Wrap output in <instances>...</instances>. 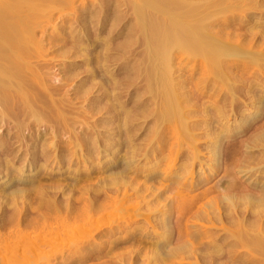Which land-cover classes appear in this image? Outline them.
I'll use <instances>...</instances> for the list:
<instances>
[{
	"label": "bare ground",
	"instance_id": "obj_1",
	"mask_svg": "<svg viewBox=\"0 0 264 264\" xmlns=\"http://www.w3.org/2000/svg\"><path fill=\"white\" fill-rule=\"evenodd\" d=\"M76 1L0 0V125H5L8 129L6 132L2 131L3 133H0V172L2 173V170H4L6 174L11 176V179L8 178L9 181L6 180L0 184V264H23L26 260L28 263L30 251L33 250L35 253V251H39L41 248V251H44L49 246H51L52 252L48 253L46 250L45 257L41 256L45 258L48 264L54 258L53 256L58 253L62 254L64 259L53 264H86V262L90 264H136L138 262L137 264H140L142 262L141 260L143 262L146 261V264H234L239 260V255L232 258L231 261L230 258L226 260V256H228L227 252L229 251L224 247L227 248V246H225V243L224 246L218 243L220 239L226 240L228 236L233 237L227 242L228 246L237 244H241L244 247L245 245L247 247L250 246L254 248L253 251L255 253L259 252L258 255L260 256L261 254L263 259L264 223L260 221L259 214H262L264 211V128L259 130L257 127L259 131L256 132L255 137L253 136V142L249 145V148L251 147L253 150L255 146H259L260 158L258 157V161L252 158L256 164L254 161L252 163L250 159H247V167L239 170L235 166L229 168L227 165L228 169L226 170L228 172L225 170L227 172L225 174L229 178L227 186L221 188L223 186L217 184L215 186L214 184L219 191L223 189V191L225 189L227 191L228 189L235 190L237 188L240 190L242 188L244 192L243 187L239 185L238 178H236V172L238 170V172L241 171L245 174L249 173L250 177L255 175L258 178L259 181L256 179V183L259 187H257L258 191H256L259 194L257 192H255L256 195L245 192L243 197L238 194L241 197L239 199L236 195H232V192L229 194L225 193L223 195L225 201L222 204L219 201L221 198L220 195V198L218 197V203L214 201V203L209 204L210 200H214V198H211L209 202L208 199L204 202L203 200L206 199L204 198L206 195L202 193L203 195L201 196L191 195L192 198L189 196L190 200L188 199L189 202L185 206L183 204L184 190L181 187L175 190L178 191L175 193L176 200L181 199L176 207L172 204L167 207L168 203H164L163 206L161 205V211L157 214H160L159 217L153 218L152 216H148L142 222H140L141 220H137L140 222V225L135 226V224L134 227L132 226L127 231L124 237L116 238H113L112 234L116 233L118 224L126 221L124 219L123 221L119 220L114 225L112 223L118 220V214V216L116 215V219L112 220L107 217H98L96 214L97 211L98 213L100 211L101 215V208L112 203V201L108 203L110 200H107L105 201L107 202L105 205L104 200L106 198H111L112 194H120L122 190H125L128 194L130 188H135V183L138 185L139 181L137 180L140 179L142 173L146 174V176L151 175L152 172H146L147 170L142 171L141 168L137 167L138 164L136 165V161L145 160V164L152 158L156 159L160 157V162H162L170 157L166 162L168 163L176 160L178 156L179 158L181 156H187V161H181L182 163L178 166L181 170L176 175L180 177L184 172L185 174L189 173L191 175L184 186L188 183L191 186H194L200 181L202 183L204 178L207 179L212 175L211 171L214 172L220 169L224 159L222 152L224 149L221 148V140L226 136H230V131H236L237 128H243L246 123H250L251 118L256 116L259 109L261 107L264 108L262 104L264 102V86H259V84L255 85L252 82L245 85H240L239 83L240 86H237L235 81L238 78L239 70L242 68H244L243 70H247L252 64H260L262 66L260 67V72L262 71L264 73V44L260 43L261 40L264 42V30L257 28L258 21L255 22L256 20L252 25H249V21L257 14L264 16V0H122L123 3L127 4V7L132 8L131 12H129V9L125 11V15L129 14L130 16L124 23V29L132 28L127 32V35H136L137 37L132 41L131 45H135L138 42L139 46L142 42L140 46L144 51V57L141 56L140 63L136 61L138 63V70L136 71L147 74L150 77L149 86H141V89H143V92L151 95L146 96L141 101L140 97L135 100L136 108L139 107L140 111L145 110L142 111V114L136 110L137 115L135 113L130 118L136 116V118H140V116L142 118L145 116L146 110H149L147 107L151 103H155V108H152V106L149 108L153 109L150 111L155 113L156 116V118H151V121L153 120L157 124L153 129L148 128L149 130L143 138V142H138V134L135 137V133L130 132L132 129L133 131L135 129L133 127L134 123L132 125H129L131 123L130 121V123H127V119H130L128 117L129 111H127L128 115L126 117L124 116L125 121L120 125V131L122 130V133L126 134V138L122 140V143L123 147L125 145V148L128 149L121 155L115 150L113 151V154L116 153L115 156L111 160H105L108 162H105L106 165L111 162L120 161V174H115L116 172L113 170L115 173L109 176L101 175L104 172L101 173L98 171L97 168L99 165L94 170H91L90 173L86 172L85 169H79L84 162H93L94 156H100V153L107 151L104 147H107V144L111 142H109L110 140L106 141V135L102 137L103 131L101 126L104 122L103 118H96L92 123H84L83 120V122L81 121L79 107H75V104L77 105V98L74 96V103L73 97L71 98L68 95V89L67 92L64 90L66 86L64 87L63 80L61 83L53 80L52 68L45 53L44 40L37 34V28L41 27L44 20L50 17L53 9H62L64 7L73 8ZM212 1L218 7L215 10H208V4ZM203 2H206L207 5H203ZM87 3L83 1V3L78 6L75 5L74 7L76 9L80 7L86 9L85 7H89L88 5H95L91 0L88 5ZM102 6H106V3ZM238 6L243 8V14L242 12L240 13L242 14L240 15L241 17H238L239 14L237 15L236 12ZM101 10L104 11V8ZM91 12L94 13L92 16H95L97 13V11H92V9ZM115 14L118 13L115 12ZM118 18L115 19L117 20ZM103 23H101L100 27H95L94 23L90 27L91 29H96V31H102L105 28V24ZM114 24H116V21ZM239 29L244 30L240 31ZM114 32L111 30L108 38L99 37L96 39L90 35L88 36L89 38L82 40L77 35H73L72 39L66 35L67 38L65 40L72 44L69 51H72V48L83 49V47L93 50L100 46L102 47L104 44H110L114 40V36L118 35V32ZM256 46L260 48L256 49ZM136 47H133V49ZM110 54L104 52L97 56H88L78 63L90 65L95 62V66L93 68L90 67L88 70L92 71L91 74L95 76L104 75L108 72L106 62L111 56H115V54ZM183 54L203 57L204 73L211 74V76L213 74V77H218L222 81L219 83L221 86L220 89L223 91L221 92L220 98L205 101L203 104L204 108H209V110L211 108L215 109L219 108L221 103L225 101L229 102L230 104L226 103L225 105H230L233 115L238 112L242 113H240L241 118H239V121H235V124H232L229 122L230 120H224L228 118V114L224 116V113H227L230 109L224 112L221 108L218 109L219 113L217 114H212L214 111H212V115L205 113L207 114V118H202L200 122H196V119L192 118L195 116L193 114H195L196 109L189 107L190 100L184 97L186 86L175 76L177 69L175 64L178 63L177 57L179 58ZM70 77L71 75L68 76V78ZM97 84L102 85L100 82H97ZM84 87L79 86L78 89L76 88V94L80 96V93L87 94L88 91L89 93L92 91L90 90L92 89L91 86L89 88L87 86L86 88L88 89H83ZM107 92L109 91L104 90L106 95ZM116 92L114 91V95L111 96L113 101L106 96L112 102L111 104L109 100V103L107 102L109 104L108 108H111V110L113 107L116 109L119 106ZM241 94L242 96H252V104H249L250 106L244 103L242 99H246L247 97L243 96L244 98H241ZM249 96L248 98H250ZM222 100L225 101L223 102ZM220 101L221 103L219 104ZM100 103L101 101H99ZM94 108L90 110H94ZM251 108L255 110L252 114ZM117 109L116 113L120 112L119 114L121 116V112L123 111L119 109L118 111ZM90 110L88 109L87 112ZM94 111L91 112L93 114L99 112L98 110L96 112ZM117 115L115 116L117 117ZM148 115H150V112ZM77 123H80V129H78ZM201 124L206 128H203L208 134H205L206 137L209 136L205 142L207 144L205 146L211 147L213 162L209 163L208 172L202 170V173L199 174L196 181L194 180L196 178L194 176V173H196L194 171L195 168L192 169V167L198 162L202 165L204 163L200 156L201 143L199 144L197 142H200V139L195 136V128L197 130ZM167 128L171 129L169 130L170 132L166 131L168 130ZM170 140L174 142V146H177V148H171L169 155L164 152L166 150L165 142H171ZM169 145L171 144L169 143ZM225 145L227 146L226 143ZM20 150L22 151L21 153H19ZM243 157L246 156L244 155ZM20 159L23 160L22 164L18 163ZM26 161L35 170L31 174H25L24 167ZM66 161L75 164L76 168L69 169L71 165L68 164L69 170H66L67 172L62 171L58 174L63 177L62 180L64 181H58L54 174L48 172L49 165L55 164L59 168V163L62 162L63 164ZM154 166L157 165H153L150 168L153 170ZM156 168L160 167L157 166ZM53 170H55V167ZM60 170L63 169L60 168ZM95 175L99 176V180H97L98 178L96 180L93 178ZM45 176L46 178L49 176L51 181H44ZM60 176L58 177L60 178ZM155 177L157 178V175ZM91 178L96 182H93ZM146 180L148 181L147 178L140 180L142 181L140 184L144 185H142L144 188H141L142 186L140 187V189H144L143 191H145L147 186L145 185L147 183ZM11 181H14V184L11 187H7ZM161 181H163H159L161 184L166 182L164 180ZM173 187L172 189L175 188ZM136 188V191H138L139 187ZM164 189L160 188L155 195L156 198L157 196L159 197L156 199L159 203H161L159 200L162 199L160 198L161 194L166 190ZM248 189L250 188L248 187ZM171 192L173 194V191ZM39 193H43V197L39 196ZM132 193L130 194L132 195ZM123 194L125 195V193ZM123 194L121 195L123 196ZM140 194L138 191V195ZM30 196L32 198H30V201H27V198ZM58 196L62 197L59 198ZM202 196H204V199ZM200 198L203 199L202 202L208 204L204 209L198 211L199 213L197 211L195 212V214L197 213L194 216L195 219H192V222L189 224L186 221V212L190 208L196 205L198 206L199 201H201ZM114 199L115 197H113ZM132 204L134 205V203ZM148 204L147 206H149ZM188 206L189 209H186ZM246 207L249 208V211H247L251 217L254 214L259 215L256 218L258 219L257 221H251L249 219L250 217L248 218L249 215L239 216L240 214L242 215L241 211H244ZM221 209L225 210L226 213L224 214L225 211L223 212ZM35 213L38 215L33 216ZM227 217L228 219L230 217L232 218L229 221ZM203 219L207 221L204 222ZM213 220H218L217 223L221 226L223 233H220L218 229H211L215 224ZM188 224L194 227L195 230L191 231L189 226H187ZM232 225H236L238 229ZM255 225L259 226L254 228ZM238 235L242 238L238 237L240 239L237 240L235 236ZM184 237L187 239L183 240L185 239ZM207 237H211V239H206ZM175 240L181 241L176 246L170 247V244ZM128 241H134L135 244L133 243V246L135 248L129 249L128 247L129 250L125 249L124 252L120 251L121 243L125 247L123 243ZM130 243L132 244V242ZM131 244L130 246H132ZM255 253L252 254L256 255ZM223 256L226 258L222 262L220 260ZM39 260L41 259L39 258ZM41 262L43 261L41 260Z\"/></svg>",
	"mask_w": 264,
	"mask_h": 264
},
{
	"label": "rangeland",
	"instance_id": "obj_2",
	"mask_svg": "<svg viewBox=\"0 0 264 264\" xmlns=\"http://www.w3.org/2000/svg\"><path fill=\"white\" fill-rule=\"evenodd\" d=\"M83 1L85 3H87L88 1L90 2V0H77L75 5L78 6L81 3H83ZM91 1H93L95 3V5L94 6L93 5L90 6V5H88V3H89L88 2L87 5L90 8L89 7H85L86 9H84L82 7H80L79 9L78 8L76 9V7H74L75 5L73 6V8L75 10L72 7H64L62 9H59V8L58 9H53L51 11V13H50L51 14L50 17L47 20H44L43 25L41 27H38L37 28V34H38L39 37H42L43 40H44L45 53H46V57L49 59L50 67L52 68V72H53V76H54L53 80L55 82H57V83H61L62 80H63L62 83L64 84V87L66 86V88H64V87L63 88H64V90L66 92H67V89H68V95H70L71 98L73 97L74 103H75V100H74L75 97L77 98L76 99L77 105L75 104V107L76 106L79 107L78 110L80 111L79 113H81V118H82V119L80 118L81 121L83 120L84 123H86V122L87 123H92L94 121V119H96V118H99V117L103 118V120H104V122H103L104 126L102 124L103 127L101 126V129L103 131L102 134L104 136L102 135V137H105V135H106V138H105L106 141L110 140L109 142H111V143L107 144V147L108 148L103 146L104 149L105 148L107 149V151H104V153H100V156H94V161L93 162H91V161L84 162L85 164L83 163L82 166H81V168H79V169H82V170L85 169L86 172H89L90 173L91 170H94V168H96V166L99 165L98 168H97L98 171H100L101 173L104 172L103 174H101V173L100 174L102 176H109V175H113L115 172H116L115 174L121 172V165H120V161L114 162L115 164L113 162H111L110 164H107L106 165V163H108V162L105 161V160L106 159H110L111 160L115 156V154H116V153L113 154V151H115V150H116L117 153H119L121 155V154H124L126 152V150L128 149V148H125L126 147L125 145L123 147L122 140L126 138V134L125 133H122L123 132L122 130L120 131V125H122L124 123V121H125L124 118L126 117V115H128V114L130 115L131 114L130 116L128 115V117L130 118L131 116H133V114H135L137 112L136 110H138V112L140 111L139 107L136 108V101L135 100L138 97H140V101H141L146 96L151 95L149 93L143 92V89H141V86H149V84H150L149 83L150 82V79L149 78L150 77L147 74H143L141 72H139V73H141V74H139L138 71H136V70H138V67H137L138 65L137 64L140 63L139 61L141 59V56H143V54H144V51L142 50V47L140 46L142 44L141 40H140L141 44H139V46H138V42L135 45L134 44L131 45L132 41L135 40L137 36L136 35H133V36H131V35L128 36L127 35V32L130 31L132 28L129 27V28H126V30L124 29V23L128 20V18L130 16L129 14L125 15V11L129 9V12H131L132 11V8L127 7V4L126 3H123L122 0H91ZM104 3H106V6H102ZM202 4L203 5H207L206 2H203ZM208 5H209L208 6V10H215L218 7V5L214 4L213 1L210 2ZM102 8H104V11L101 10ZM91 9H92V11H97V13H96L95 16H92L94 13L91 12ZM105 9H106V11H105ZM242 9L243 8L240 7V6H238L236 8L237 15L239 14L238 17H241L240 15L243 14ZM115 12L118 13V14H115ZM241 12H242V14H240ZM113 13H114V15H113ZM115 15H117V17H115ZM115 18H118V19L116 20ZM115 21H116V24H114ZM254 21L255 22L258 21V26H257L258 29L264 30V25H262L264 23V16H261L260 14H257L256 16H254L252 18V20L249 21V25H252V23ZM93 23H94V26L95 27H100L101 23L105 24L104 30H102V31H98L97 30L96 31V29L95 30L94 29H91L90 26H92ZM111 30L115 31L114 33H117L118 32V35L114 36V40H112V42L110 44H104L102 47L100 46V47H98L96 49H93V50L92 49H89V48H86V47H83V49H75V48H72V51H69V49H71L70 47H72V44L70 42H67L65 40V38H67L68 36H70V38L72 39V36L73 35H77V37L78 38H82V40H84L86 38H89L88 36H90V35L91 36H94L96 39H98L99 37L100 38H103V37L104 38L105 37L108 38L109 32ZM239 30L240 31H243L244 29L243 30L239 29ZM66 35H67V37H66ZM260 43L264 44L263 40H261ZM136 46H138V47H136ZM257 46H259V45H257ZM257 46H256V49L257 48H260V47H257ZM133 47H136V48L133 49ZM104 52L111 53L110 55H114L115 54L114 57L111 56L109 58V60L106 62L107 63V70H108L107 74L105 73L104 75H96V76L93 75V74H91L92 71H90L88 69H90V67L93 68L95 66V62H93L90 65H83V64L78 63L79 61H81L82 59H84V58H86L88 56L89 57L90 56H97L98 54H101V53H104ZM183 57H184V59H183ZM136 61H138V63H136ZM177 62L178 63L175 64V66L177 68L176 69V72H175V76L182 81V83L184 84V86H186V88H185L186 92L184 93V97H186V98H188L190 100L189 101V107L196 109L195 114H193L195 116L192 117V118L196 119V122H200L202 118H205V117L207 118V116H206L207 114L212 115V114L219 113L218 112V109L219 108H221L222 111H224V112H225V110L228 111L230 109V105L229 106L228 105H225L226 103L227 104H230V103L229 102H226L225 100H224L225 102L222 100L224 103H221V101L219 102V104L221 103L220 105L223 104L222 107L224 105L226 106V107L225 106L223 107L225 109H223L222 107H220V105H219V108H215L216 110L214 108H211V107H210L211 108L210 110H209V108H204V105L203 104H204L205 101H212L214 99H219L220 98V95L222 94L221 92H223V91H221V89H220L221 86H220L219 83L222 82L220 80V78L213 77V74L211 76V74L208 75V73H206V72L204 73L205 67H204V64H203V57H201V56L194 57V56H191V55L183 54L179 58L177 57ZM260 67H262L260 64H252V66H250L247 70H243L244 68L240 69L239 72H238L239 73L238 78H237L238 80L237 79L235 80L236 81V85L237 86H240L242 84L245 85V84H250L249 82H252L255 85L259 84V86H264V76H263L264 73L262 71L260 72ZM70 75H71V77L68 78V76H70ZM257 76H260V77H257ZM88 77H90V78H88ZM97 82L102 83V85L101 84H97ZM239 83H240V85H239ZM79 86H85L83 89H85L87 86H88V88H89V86H91L92 89H90V90H92V91L90 93L88 91L87 94L80 93V96H81L80 97L79 95L76 94V88L78 89ZM116 86H118V87H116ZM102 87H103V89H102ZM88 88H86V89H88ZM104 90H108L109 91V92H107V95H106V93H104ZM112 90L117 91L116 93H117V97H118L117 99H118V104H119V106H118L119 108L118 107L117 108L119 110H122L123 111V112H121L122 113L121 116L119 114L120 112L119 113L117 112L118 113V115H117V113H116V109L117 108L115 109L113 107L112 110H111V108L110 109L108 108V105H109L108 103L109 102H110V104L112 103L110 101V100H112V97L111 96L114 95V91H112ZM110 92H112L113 94L110 93ZM102 94H104V95H102ZM109 94H111V95H109ZM101 96H103V97H101ZM106 96L109 97V98H111V99L109 100ZM240 96H241V98H244L243 96H245V95L242 96V94H241ZM248 96H245L247 98L246 99L244 98L242 100H244V103H246L247 106H250L249 104H252V98H251L252 96H249L250 98H248ZM103 98H104V100H103ZM108 100H109V102H108ZM99 101H101L100 104H99ZM105 103H107V104H105ZM92 104H93V108L94 107L98 108V109L94 108V110L96 109V111L97 110L99 111L98 113H94L93 114V112H91V111H94V110H90V109H93L92 108ZM262 104L264 106V102H262ZM106 105H107V107H106ZM120 106H122V108H120ZM151 106H152V108H155V103L154 104L151 103V105L149 107L151 108ZM123 107H124V109H123ZM149 107H147L149 110H146V114L147 115L146 114H145V116L142 115L144 118L143 117L141 118V116L138 114L140 116V118L138 117L139 119L136 118L137 116L136 117H132L135 120L132 119V118L127 119V123L129 121L131 122V123L129 122L130 123L129 125H132L134 123V126L133 127H134L135 130H137L139 128L137 131H135V130L133 131V129L130 131L131 133L132 132L135 133V135H134L135 137L137 136L136 134H138V136H137L139 138V139L137 138L138 139V142H143V138L145 137L146 133L149 130L148 128L153 129L154 126H156V124H157V123L155 124V121H153V120L151 121V118L152 119H153V117L156 118V116H155V113H153L152 111H150V110H153V109H150ZM141 108L143 109V107H141ZM88 109L90 111L87 112ZM133 109H134V111H132ZM261 109H263V110H261ZM75 110H76V108H75ZM144 110L145 109H143L142 111H144ZM230 110L228 112L226 111L227 113H224V116L228 114V116H227L228 118L227 119H224V120H230L229 121L230 123L235 124V121H239V118H241V114L242 113L240 112L241 113L240 114L238 112L239 114L236 113V114L233 115L232 114V110L231 111ZM251 110H252L251 114L255 112L254 108H251ZM81 111L83 113H85V112L86 113L83 114ZM96 111H94V112H96ZM125 111H126V113H125ZM127 111H129V113ZM142 111H140L139 113L142 114L143 113ZM147 111H148V113H147ZM212 111H214V112L212 113ZM215 111H217V112L215 113ZM149 112H150V115H148ZM124 113H125V115H124ZM205 113H207V114H205ZM257 113H259V114H257ZM257 113H256V116H254V117L251 118V121L252 122L250 121V123H246L244 125L247 128V130H246V128L244 126H243V128H245V129H243L242 127H241L242 129L241 128H237L236 131L233 130V131H230L229 132L230 133L229 134L230 136H226L224 139L221 140V144H222L221 145V148L224 149V151H225V152L222 151L223 152V157H224L223 162H222V165H221V167H220L219 170L217 169L218 171L217 170L214 171V172L211 171L212 172V175L209 176L207 179H205L203 177L204 179L202 180V183L200 181V182H197V184H195L194 186L189 185V183L184 186V184L186 183V181H188V179L190 178L191 175L189 173L188 174H185V172H184L182 174V176L184 175L183 177L182 176H180V177L179 176H176L177 173L181 170L180 168H178V166H180V163L187 161V159H188V158L186 159L187 156H181L180 158L178 156L179 159L177 158L176 160H173V161L168 162V163H166V162L168 161V159L170 157L167 160L162 161L163 163L160 162V157L159 158L157 157L156 159H153L152 158L149 162H146L147 164L146 163L144 164L145 160H142V161L139 160L138 162L136 161L135 162L136 165L138 164L137 167L141 168L142 171L143 170L144 171L147 170L146 172H152L151 175L150 176H146V174H144V173L141 174L140 179L138 178L139 180H137V181H139L138 185H136V183H135L134 184L135 188L134 189L133 188H130L129 191H128V194H129L130 197L125 192V190H122L120 192V194L119 193H116V195L115 194H112V197L111 198H109V199L106 198V200H104V202L107 201V200H110V201H108V203L111 202V201H112V203H109V205H108L107 202H105V205L106 204L107 205L104 206L103 208H101V212H102L101 215H100V211H99V213L97 211V214H96L98 217L99 216L101 218L102 217H104V218L107 217V218H110V220L116 219V217L119 215L118 216L119 218H117L118 220L113 221L112 224H114V223L117 224V222L119 220L120 221L121 220L123 221V219H124V221H126V222H122V224H118V228L116 229V233L112 234L113 238H116V237H124V235H126L127 231H129L132 228V226L134 227L135 224H136L135 226L140 225V222H142L143 220L145 221L148 216H152L153 218L159 217L160 214L159 215H157V214L161 211L160 210V209H162L161 205L163 206L164 203H168L167 207L170 206L171 204L174 207H176L177 204L179 203V201L181 199L176 200V196H175L176 194L175 193H177L178 191H175V190L180 189L181 187L183 188L182 190H184V200H183L184 203L183 204H185V206L189 202L188 199L190 200L191 195L192 196L193 195H200L201 196V195L205 194L207 196V197L205 195H204L205 197L202 196V198L203 197L206 198L205 200H203L204 198L203 199L200 198L201 201H199V203H198V206L199 207L196 205L197 208H196V206L193 207V208H190V209H189V206L186 208V209H189V211L188 212L185 211L187 213L186 215L188 216V217L186 216L187 220L186 219L185 220L188 221L189 224L192 222V219H195L194 216L197 213H199L198 211H200L201 209H204V207L207 206L208 203H204V202L207 201V199H208V202H209V200L211 198H214V200L213 199L210 200V203L209 204H212V203H214V201H216L218 203V197L220 198V196H221V198H222L223 195H225V193L226 194H229V193L232 192L231 194L232 195H236L239 199L244 196L245 192L246 193H249L250 192L252 194H255V192L258 191V188L257 187H259L257 185V183H256L257 181H259L258 178H256L255 175H253V176L250 177V174L249 173L245 174L244 172L242 173L241 171L238 172V170L241 169V168H246L247 167V165H248L247 159L248 160L250 159V161H252V163L254 161V159H252V158H255V160L258 161L259 154H261L258 151L259 146H255V148H254V150L257 153L251 147L249 148V145L253 142V139H252L253 136L255 137L256 132H258L261 128H264V116H263L264 115V108L261 107ZM82 115H84V116L82 117ZM115 115H117V117ZM135 115H137V113ZM147 116H149V117H147ZM117 118H118V120H117ZM147 120H148V122H147ZM154 120H156V119H154ZM196 122H195V124H196ZM118 123H119V125H118ZM260 123H261V125H260ZM77 124H78L77 125L78 126V129H80L81 128L80 123H77ZM216 125H217V123H216ZM262 125H263V127H262ZM202 126L203 125L201 124L198 127L197 130L195 128V136L200 139V142L199 141H197V142L199 144L201 143V145H200L201 148L199 147L200 150H201L200 151V153H201L200 154L201 160L204 162L203 165L198 162L195 166L192 167V169L195 168L194 171L196 173H194V176L196 178H194V180H196V181L198 179L199 174L202 173V170L208 172L209 163H212L213 162V160H212L213 158L211 157V156H213V154H212V152L210 150L211 147L210 146H207V147L205 146V145H207L205 142H206V140L208 139L209 136L206 137V135H208L207 132H206V130H205L206 128L204 126L203 127ZM233 126H235V125H233ZM257 127H258L259 130L257 129ZM42 128H44V127H42ZM203 128H205V129H203ZM167 129L168 130H166V131L171 130L169 128H167ZM7 130H8L7 129V126H5V125L1 126L0 125V133L6 132ZM197 134H199V135H197ZM140 135H142L143 137L140 136ZM224 142L227 144V146L225 145ZM165 143H166V150H165L164 153L170 155L171 148L172 149H175V148H177V146L175 147L174 146V142H172V141L171 142L166 141ZM169 143L171 145H169ZM202 144H203V146H202ZM247 144H248V146H247ZM167 145H168V147H167ZM169 146H170V148H169ZM244 150L247 151V152H245ZM80 151H79V153H80ZM251 151H254V152H251ZM21 152L22 151L20 150L19 153H21ZM81 153H83V151H81ZM95 155H97V154H95ZM244 155L246 157H243ZM240 156H241V158H240ZM247 157H251V158H247ZM99 158H100V160H99ZM207 159H209V160L206 161ZM236 160H237V162H236ZM22 161L23 160L20 159V161H18V163L19 164L20 163L22 164ZM40 161H42V160H40ZM151 161H153V162H151ZM239 161H240L241 165H240ZM62 162H65V161H62ZM62 162H60L61 164L59 163V165H60L59 168L55 164H51V165H49V169H51V170L48 169V172H51L52 174H54L55 175V178L57 177L56 179H58V181H64V180H62L63 177L60 176V175H58V174H60V172H62V171L67 172L66 170L75 169L76 168V165L75 164H72L71 162L69 163L68 161H66V163H63V164H62ZM242 162H244L243 165H242ZM68 164L71 165L70 168H69V165ZM223 164H225V165H223ZM236 164H238L239 166L236 165ZM255 164H256V162H255ZM153 165H157L160 168H156L157 166H154V168L152 170L150 167L153 166ZM227 165L229 166V168L230 167H234V166H235V168L236 167L238 168V170L236 172V174H237V177L236 178H238V181L240 182V184H239V182H237V183L241 187H243L244 192L242 191V188L241 187H240L241 189L239 188L240 190H238V188L235 189V190L228 189V191H230V192H228L227 189H225L226 192L223 191L224 189L222 191L221 190L219 191V190L216 189L215 186H217V185L223 186L221 188H225L227 186V184H228V179L229 178H227V176H226V174L228 172V170H226V169H228ZM54 167H55V170H53ZM165 167H167V168H165ZM60 168L63 169V170H60ZM100 168H102L103 171L100 170ZM161 168H163V169H161ZM0 170H1V168H0ZM24 170H25V174H31L32 172L35 171V170H33V167H30V164H28L27 161L25 163ZM30 170H32V171H30ZM162 170L164 171L163 173H162ZM2 171L4 173L3 172L2 173L0 172L1 173L0 174V184L1 183H4V181H6V180L9 181V179H11V176L10 175L6 174V172L4 170H2ZM225 172H226V174H225ZM156 175H157V178L155 177ZM58 176H60V178L61 177L62 178L60 179ZM44 178L43 179L46 182H48V180L51 181V178L49 176L47 178L45 176ZM93 178L95 180L98 178L97 180H99V176H97V175H95ZM144 178L145 179L147 178L148 181L150 180L149 182L146 180L147 183L145 185H147L148 188L146 186L145 191H143L144 189L143 190L140 189V187L143 185V184L142 185L140 184V183H142V181H140V180H145ZM94 179H92V181L93 182H96ZM160 179L161 180H164L166 182H164V183L161 184L160 182H163V181H161ZM256 179H257V181H256ZM156 180H159L160 182L159 181H156ZM168 180H169V182H168ZM44 181H43V183H45ZM167 183H169V184H167ZM254 183H256L255 184L256 186L253 185ZM13 184H14V181H11V183L9 182V185L7 187H9V186L11 187ZM139 184H140V186H139ZM178 184H180V185H178ZM214 184H215V186H214ZM143 186L141 188H144ZM172 186H174L175 188L173 187L174 189H172ZM136 187H139L138 191H139V193H141L140 195H138V191H136V189H137ZM248 187L250 189L252 188L253 191L251 192L252 189L250 190V189H248ZM160 188L161 189L162 188L163 189L164 188L166 189V190L164 189L165 191H163V193L160 196V198L163 199V200L162 199L159 200L161 203H159L156 200L159 197L158 196H157V198L155 197V195L158 193V190ZM156 189H157V191H156ZM170 190L173 191V194H172V192ZM236 190H237V192H236ZM136 192H137V194H136ZM123 193H125L126 197H125V195ZM130 193H132V195ZM42 194L43 193H39L38 195L41 196V197H43ZM121 194H123V196ZM148 194H150L151 196L150 195L148 196ZM210 194H212V195H210ZM238 194L241 197H239ZM208 195H209V197H208ZM32 196H34V195H32ZM32 196H30L29 198H27V201H30V198H32ZM44 197H46V196H44ZM58 197L60 198L62 196H58ZM113 197H115V199H114L115 201L113 200ZM125 198H126V200H124ZM221 198L219 199V201L222 204V202H224L225 200H224V197L222 198L223 201H222ZM152 199H153V201H152ZM150 200H151V203H153V204L150 203ZM202 200L204 202H202ZM130 201L132 203H134V205ZM147 201H149V202H147ZM154 202H155V205H154ZM200 202H202V204H200ZM119 204H121V205H119ZM147 204L149 206H147ZM150 204H151V206H150ZM110 207H111V209H109ZM263 207H264V205H263ZM186 209H184V210H186ZM245 209H246V211H245ZM245 209H244V211H241L242 212V215L240 214L239 215L240 217L241 216L243 217V216H248L249 215L248 218L250 217L249 219H251V221H257L258 219H256V218H258L259 215H260V221L262 223H264L263 222L264 221L263 220L264 219V211L262 212V214L261 213L259 215L254 214L251 217L250 214H249V212H248L249 211V208L246 207ZM105 210H107V211H105ZM196 211H197V213L195 214ZM221 211L224 212L225 210H222L221 209ZM126 212H128V213H126ZM106 213H107V215H106ZM225 213H226V211L224 212V214ZM35 214L33 216H37L38 215V214H36V215ZM150 214H152V215H150ZM123 217H125V218H123ZM231 218L232 217H230V219H228V217H227V220L230 221ZM188 219H190V220H188ZM137 220H139V221L141 220V221L138 222ZM203 221L206 222L207 220L206 219H203ZM217 221L218 220H216V221L213 220V222L215 224L213 225V227L211 229H213V230L214 229H218L220 233L221 232L223 233V230H222L221 226L217 223ZM189 224L187 226H189V228L191 229V231L195 230V228L192 227V226H190ZM226 224H228V223H226ZM209 226H211V225H209ZM232 226H234L235 228L238 229V227H236V225H232ZM257 226H259V225H255L254 228H257ZM112 236H111V238H112ZM185 237H187V236H185ZM238 237H241V236H239V235L238 236H235V238L237 240L240 239ZM230 238L232 239L233 237H229L228 236L226 238V240L225 239L224 240L223 239L222 240L220 239L219 242H218V243H220L221 246L222 245L224 246L226 244L225 246H227V248L226 247H224V248L229 251V252H227V254H228V256H226L227 258L225 256H223V258L220 261H222V262H223V260L225 261V258H226V260H229L228 258H230V261H231L232 258H235V256L239 255L238 256L239 257V260L236 261V263H234V264H264V258L262 259V255L261 254H260V256L258 255L259 252L258 253H255L253 251L254 248H252L250 246L247 247L246 245L244 247L243 245L241 246V244L229 245L228 246L227 245V242L230 241ZM186 239L187 238H185L183 240H186ZM206 239H211V237H207ZM176 241L177 240L173 241V243H175ZM180 241L181 240L177 241L175 244H173V243L170 244V247L176 246L178 243H180ZM130 242H132V244ZM133 243H134V241H128L126 243H123V244H125V247H123L122 246V243H121V245H120V251L124 252V250L125 249L127 250L128 247H129V249L130 248H133L134 247L133 246ZM130 244L132 246H130ZM41 249L39 251H35V253H34L33 250L30 251V253L28 255V257H30V258H28V261L29 262L27 263V260H26V262H24L23 264H48V262L44 258L45 257L44 255L46 254V252H48V253L49 252H52L51 251V246L45 248L47 251L46 250H44V251L42 250L43 251L42 252ZM53 252H54V250H53ZM252 253H255L256 255H254ZM56 255H57V258H56ZM56 255L53 256L54 258L52 257L53 259L51 260L50 264H53L55 262H59L60 260H63L64 259L63 256H62V254L58 253ZM41 256H44V257H41ZM229 256H231V257H229ZM39 258L43 262H41V260H39ZM260 259H262V260H260ZM141 261H142L141 263L139 262L140 264H144V262L146 264V261H144V262H143V260H141ZM226 262H228V261H226ZM86 264H90V263L89 262H86Z\"/></svg>",
	"mask_w": 264,
	"mask_h": 264
}]
</instances>
